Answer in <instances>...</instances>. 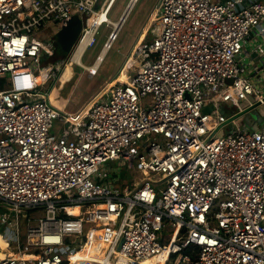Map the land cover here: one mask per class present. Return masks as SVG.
<instances>
[{"label": "built area", "instance_id": "built-area-1", "mask_svg": "<svg viewBox=\"0 0 264 264\" xmlns=\"http://www.w3.org/2000/svg\"><path fill=\"white\" fill-rule=\"evenodd\" d=\"M115 1L0 0V226L5 242L35 257L0 264H145L161 255L162 264H264V125L220 133L234 114L225 105L264 104L244 49L253 40L264 49V0H158L126 60L139 64L131 83L112 80L76 116L61 112L38 89L51 53L39 31L54 25L55 35L77 15L68 62L85 69L98 28L114 30L124 16L126 7L109 18ZM115 161L141 181L105 182L101 167ZM28 210L43 212L36 224Z\"/></svg>", "mask_w": 264, "mask_h": 264}, {"label": "rangeland", "instance_id": "rangeland-1", "mask_svg": "<svg viewBox=\"0 0 264 264\" xmlns=\"http://www.w3.org/2000/svg\"><path fill=\"white\" fill-rule=\"evenodd\" d=\"M157 1L158 0H136L123 25L118 31L116 39L112 42L110 48L104 53L94 75H89L87 70L68 62L69 56L62 57L55 51V39L53 34L54 25L44 28L41 32L39 31L40 39L49 46L51 53L46 56L44 55L41 58L39 67L44 77V82L38 87V89L48 93L49 100L56 109L76 116L107 84L112 80L118 79L119 70L126 61L135 41L138 39L140 33L147 24L149 16ZM128 2L129 0H116L108 15L109 18L112 21H117ZM112 32L113 27L110 25L102 24L98 28L94 44L88 47L81 57V62L84 65L89 66L94 62V59L100 52L104 41L110 36V34H112ZM151 37L152 35L149 33L146 39L148 40ZM65 64L69 65V67L65 68ZM50 66L59 74L58 80L56 81H54L51 77V73L47 69ZM126 66L129 67L128 61H126L124 67ZM128 69L130 72L132 71V67ZM150 99V94L145 95L141 97L140 104L147 105L150 102ZM234 107L235 106L233 105H225L220 111L226 116H230ZM235 122L238 123V120H235L234 123L221 126V132L220 130L219 132L227 134L230 131L229 129L232 124H235ZM261 122L262 118L254 120L249 119L244 121L243 125L248 130L255 131L259 128ZM237 126H239V124H237ZM61 130L62 124L60 120H54L51 133L57 135ZM219 132L217 134H220ZM101 171H106L108 173V177L104 179L105 182L114 183L117 180V182L114 183V186L116 185L119 188L123 186L130 188L133 187L134 182L139 183L141 181L139 180L141 178L139 173L130 168L124 161H115L104 164L101 167ZM155 178L156 176L151 174L148 180L153 181ZM156 190L158 195H160L163 190V183L159 186L156 185ZM7 210L11 211V208L9 207ZM26 213L29 217L33 216L35 218L41 215L40 210H28ZM21 215H23V212L19 213V217L21 235H24L26 228L25 220ZM166 229L168 232L171 231L170 227H166ZM4 231V226H0V252L2 249H7V254L9 255H11V253H17V250H12V248L10 250L9 246L15 247L14 244L4 241ZM167 240L168 238L166 237L165 240L161 242L166 244Z\"/></svg>", "mask_w": 264, "mask_h": 264}, {"label": "water", "instance_id": "water-1", "mask_svg": "<svg viewBox=\"0 0 264 264\" xmlns=\"http://www.w3.org/2000/svg\"><path fill=\"white\" fill-rule=\"evenodd\" d=\"M125 13V12H124ZM121 19H124L123 16ZM82 28V21L77 16L74 15L66 26H63L58 32L55 33V51L60 56H68L71 52L74 44L76 43L78 36ZM264 101V98H263ZM261 103L256 102L253 104H239L237 106L238 110L232 116H230L227 121L222 125H227L233 123L235 120H238L240 124H243L244 121L249 119H260L264 121V114H261L259 109ZM235 126V125H234Z\"/></svg>", "mask_w": 264, "mask_h": 264}, {"label": "crops", "instance_id": "crops-1", "mask_svg": "<svg viewBox=\"0 0 264 264\" xmlns=\"http://www.w3.org/2000/svg\"><path fill=\"white\" fill-rule=\"evenodd\" d=\"M258 41H254L252 42V47L249 46H245V54L247 55L246 59H245V65H247V71L249 73V75H251L253 83L255 84L257 90L264 96V49L260 46L258 47ZM128 58V56H127ZM127 60V59H126ZM126 61L124 62L123 66L120 68L119 70V76H123V71L127 69L128 66L124 67ZM122 70V71H121ZM131 73H125V80H127L129 78ZM122 80H113L110 84H114V83H118ZM252 102V99H249V101H243L239 104H243V106L245 104H248ZM238 104V105H239ZM234 110L232 111L233 113H236L238 108L237 105H234ZM260 113L264 114V104H261L260 106ZM231 112V113H232ZM234 123V122H233ZM237 124H239V126H237ZM237 126L239 128H246L243 124H240L239 121L238 123L235 122V124H232L231 128ZM262 125H264V121L261 122L260 127H262ZM230 130V129H229Z\"/></svg>", "mask_w": 264, "mask_h": 264}, {"label": "bare ground", "instance_id": "bare-ground-1", "mask_svg": "<svg viewBox=\"0 0 264 264\" xmlns=\"http://www.w3.org/2000/svg\"><path fill=\"white\" fill-rule=\"evenodd\" d=\"M135 2H136V0H129V3L126 6L125 13H124V16H123L124 19H122L118 23L117 22H114V24H113L114 25V30H113L112 36H111V38L114 37V40L116 39L118 31L120 30L121 26L123 25V23H124L127 15H128V13L130 12V10H131V8H132V6H133V4ZM104 52L102 53V55H100V58H99L98 61H96V63L93 62L89 66H86L85 65V67L87 69L85 68L84 70H88L89 69L92 72V74L93 73L95 74L96 71H97V69H98L99 63L102 60V57L104 55ZM78 55H79V52H77L75 54V57L73 58V59H75V61H79V56ZM128 65H130V59L128 60ZM68 67H69V65H67L65 68H68ZM127 69H128V67H127ZM126 70L123 71V76H119L118 77V80H122V81H120L118 83H114V84H112V86H122L123 84H130L131 81H132V79L134 78V76H136V74L138 73L139 64L137 62L134 63V67H132V71L130 72L131 74H130V76H129V78L127 80H125V77H124L125 76V73H126ZM76 211H77L76 209L73 210L74 213ZM40 213H41V215L38 216V217H36V218L33 217V216L32 217H29V223L30 224H36L38 222V218H40L42 216V211H40ZM1 240H2V238H1ZM7 246H9V245H7ZM9 247H10V250H11V248H12V250H17V253H11V255H9V254H7V252H8L7 249H2L1 252H0V257H3V256L10 257V258H12V257H22V258H25L27 261H30V260L35 259L34 256H26V255L23 256V255H21L18 252V249H17L16 246L15 247L14 246L13 247L12 246H9ZM163 259H164V256L161 255L158 258H153L151 260H147V262L145 264H162L163 261H164Z\"/></svg>", "mask_w": 264, "mask_h": 264}]
</instances>
